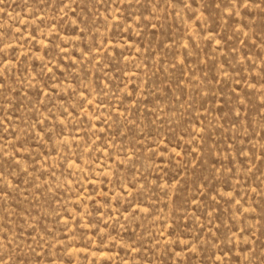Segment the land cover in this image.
<instances>
[{
  "label": "rangeland",
  "instance_id": "1",
  "mask_svg": "<svg viewBox=\"0 0 264 264\" xmlns=\"http://www.w3.org/2000/svg\"><path fill=\"white\" fill-rule=\"evenodd\" d=\"M0 264H264V0H0Z\"/></svg>",
  "mask_w": 264,
  "mask_h": 264
}]
</instances>
